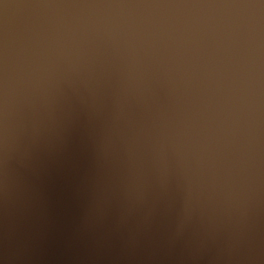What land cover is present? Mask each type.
<instances>
[{"label":"clouds","instance_id":"9594fccd","mask_svg":"<svg viewBox=\"0 0 264 264\" xmlns=\"http://www.w3.org/2000/svg\"><path fill=\"white\" fill-rule=\"evenodd\" d=\"M0 264H264V0H0Z\"/></svg>","mask_w":264,"mask_h":264}]
</instances>
